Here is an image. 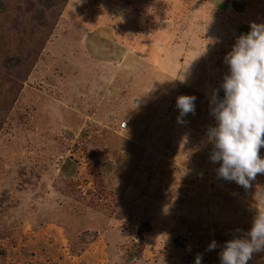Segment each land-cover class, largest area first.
<instances>
[{"label": "rangeland", "instance_id": "374dc122", "mask_svg": "<svg viewBox=\"0 0 264 264\" xmlns=\"http://www.w3.org/2000/svg\"><path fill=\"white\" fill-rule=\"evenodd\" d=\"M63 1L0 0V264H220L264 174L218 176L212 100L264 0Z\"/></svg>", "mask_w": 264, "mask_h": 264}, {"label": "clouds", "instance_id": "9594fccd", "mask_svg": "<svg viewBox=\"0 0 264 264\" xmlns=\"http://www.w3.org/2000/svg\"><path fill=\"white\" fill-rule=\"evenodd\" d=\"M251 30L241 34L226 55L229 74L224 77V98L214 95L212 115L217 124L208 129L213 144L210 159L219 163L218 176L249 188L258 174H264V23H252ZM195 97L181 95L176 106L178 122L195 111ZM212 241L209 251L215 250ZM264 252V208L256 209L251 229L242 237L224 243L219 252L220 264H248L253 254ZM197 254L195 264H201Z\"/></svg>", "mask_w": 264, "mask_h": 264}, {"label": "trees", "instance_id": "16d2710c", "mask_svg": "<svg viewBox=\"0 0 264 264\" xmlns=\"http://www.w3.org/2000/svg\"><path fill=\"white\" fill-rule=\"evenodd\" d=\"M67 3H68V0H64L63 1V5H66ZM46 5H47L48 8L54 7V6H56V1H52L50 3H46Z\"/></svg>", "mask_w": 264, "mask_h": 264}]
</instances>
